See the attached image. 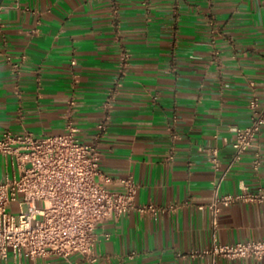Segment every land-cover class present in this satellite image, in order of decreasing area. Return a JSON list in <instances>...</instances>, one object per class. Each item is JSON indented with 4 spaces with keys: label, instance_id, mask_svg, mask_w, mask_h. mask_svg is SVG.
Masks as SVG:
<instances>
[{
    "label": "crops",
    "instance_id": "0c3cea01",
    "mask_svg": "<svg viewBox=\"0 0 264 264\" xmlns=\"http://www.w3.org/2000/svg\"><path fill=\"white\" fill-rule=\"evenodd\" d=\"M123 53L129 66L99 141L101 169L114 181L133 176L138 205L179 208L100 224L95 261L80 254L16 260L10 252L0 264H264L201 255L214 239L264 241V206L224 208L216 229L200 209L217 185L220 195L264 189V127L228 169L233 128L250 124L254 95L264 108V0H3L0 136L47 137L73 122L79 139L92 142ZM23 56L17 77L12 63ZM211 148L220 151L218 170ZM7 174L13 169L0 155V182ZM108 189L122 191L116 182Z\"/></svg>",
    "mask_w": 264,
    "mask_h": 264
},
{
    "label": "built area",
    "instance_id": "2783aa9c",
    "mask_svg": "<svg viewBox=\"0 0 264 264\" xmlns=\"http://www.w3.org/2000/svg\"><path fill=\"white\" fill-rule=\"evenodd\" d=\"M23 60L25 56L12 63L17 77L21 74ZM128 66L129 55L123 53L115 84L101 104L103 117L92 142L84 143L79 139L81 130L73 122L67 124L64 133L47 137L10 131L0 136V155L13 169V175L7 174L0 182V259L7 261L11 252L16 260L24 256L33 260L48 257L69 259L80 254L95 261L96 229L100 224L118 221L133 211L156 219L179 208V205H138L139 185L133 176L114 181L101 169L99 141L110 127L114 103L127 76ZM249 108L250 124L233 128L235 140L228 169L255 146L262 133L264 108L260 107L258 96L252 97ZM207 152L212 167L218 170L219 149L211 148ZM261 165V154L256 152L253 169L259 171ZM115 182L122 191L108 189ZM38 203L43 206L39 207ZM237 203L264 206V189L249 191L244 187L241 192L220 195L217 185L213 201L200 209L209 210L212 226L216 229L222 210ZM105 238L109 239L110 235L105 234ZM201 255L230 261H261L264 259V241L223 244L214 239Z\"/></svg>",
    "mask_w": 264,
    "mask_h": 264
},
{
    "label": "rangeland",
    "instance_id": "374dc122",
    "mask_svg": "<svg viewBox=\"0 0 264 264\" xmlns=\"http://www.w3.org/2000/svg\"><path fill=\"white\" fill-rule=\"evenodd\" d=\"M38 206H39V207H42V206H43V203H38ZM15 213H18V212L16 211V209H15Z\"/></svg>",
    "mask_w": 264,
    "mask_h": 264
},
{
    "label": "water",
    "instance_id": "95a60500",
    "mask_svg": "<svg viewBox=\"0 0 264 264\" xmlns=\"http://www.w3.org/2000/svg\"><path fill=\"white\" fill-rule=\"evenodd\" d=\"M2 1H3V0H0V5H1Z\"/></svg>",
    "mask_w": 264,
    "mask_h": 264
}]
</instances>
